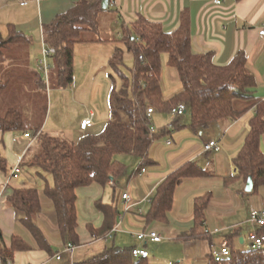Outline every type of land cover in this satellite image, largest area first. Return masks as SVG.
Instances as JSON below:
<instances>
[{"label":"crops","instance_id":"crops-1","mask_svg":"<svg viewBox=\"0 0 264 264\" xmlns=\"http://www.w3.org/2000/svg\"><path fill=\"white\" fill-rule=\"evenodd\" d=\"M26 1L27 4L22 5L21 0H0V38H7L12 27L26 37L33 47L43 49L46 27L80 6H94L98 10L96 29H86L82 34L87 30L101 33L98 20L102 19L106 25L105 37L88 40L81 38L75 47L74 66H77L78 57L79 61L96 60L100 62V66L95 73L100 75L103 74L104 64L108 62L111 77L113 71L110 62L116 50H124V59L126 53H130L123 43L125 30H129L143 17L160 24L165 32L173 33L180 27L183 15L186 14L190 19L194 54H213L215 64L228 66L239 53H245L247 66L255 76L257 87L253 100L235 103L237 111L246 112L242 118L218 122L205 130L191 127L190 114L182 117L178 124L163 115L165 123L161 126L156 123L159 139L151 148V162L141 167L142 161L129 155L135 159L137 169L130 172L127 168L124 176L112 179L108 185L113 191V198L107 204H113L118 211L115 231L109 238L96 239L89 232V226L98 229L103 225V216L97 210L96 203L99 200L104 202L97 187L104 188L93 184L79 189L78 220L80 212L85 217H82L83 226L79 222L78 227L82 245L76 247L73 254H65L62 261H57L55 256L64 251L67 243L61 234L55 204L45 192L48 186L54 187V178L22 165L21 173L13 175V169L23 161L37 141L30 145L29 141L21 138L23 133L4 134L0 131V152L8 163L5 172L0 170L2 243L7 249H11L13 240L19 239L29 247L27 251L14 254V264H80L108 247L132 250L140 245L138 234L150 231L158 232L163 241H148L143 245L150 253L149 259L143 260L146 264H160L164 262L162 256H168L165 261L168 264H210L213 259L212 250L218 248L221 242L227 241L231 252L240 250L241 246L248 243L249 234L253 231L248 224L250 214L254 209L264 210V185L256 191L254 184V191L247 192L248 181L240 176L235 160L246 143L251 120L256 113V104L264 102V0H220L219 5L215 0H108L107 7L103 6L106 0ZM135 64V58L130 68L124 62L123 71L127 73ZM175 72L180 80L178 72ZM74 78L72 91L83 85L80 74L77 73ZM109 108L105 114L92 111L87 117L82 116L79 128L81 122L92 113L94 125L87 131L80 129L79 133L83 136L93 134L89 131L91 128L111 122L114 116L110 102ZM156 111L158 110H155L153 118H156ZM171 123L174 124V129L168 130L167 126ZM70 126L74 128L73 125ZM60 128L65 130L64 127ZM58 130L53 129V132H59ZM43 132L46 133L44 128ZM50 135L61 138L53 133ZM16 136H19L17 141ZM210 140L220 144V151H205L204 146ZM261 150L264 153V136L261 139ZM192 164L203 174L184 179L176 189L172 208L162 218H151L153 201L159 187L177 171ZM20 188L39 190L41 211L36 216V225L51 250L39 246L23 223L25 214L8 204L9 198ZM126 193L132 200L129 212L125 211L126 201L123 195ZM205 197H209V200L204 222L198 225L196 204ZM206 230H219L220 233L209 236ZM110 238L113 239V246L108 243Z\"/></svg>","mask_w":264,"mask_h":264},{"label":"trees","instance_id":"trees-1","mask_svg":"<svg viewBox=\"0 0 264 264\" xmlns=\"http://www.w3.org/2000/svg\"><path fill=\"white\" fill-rule=\"evenodd\" d=\"M242 1V0H236ZM98 10L85 4L71 13L59 17L45 29L46 44L57 49L55 66L58 69V86L73 83L74 50L81 40L85 28L96 29ZM123 43L133 54L136 64L125 73L124 50L117 49L110 67L113 90L110 106L114 119L98 135L88 134L78 142L68 141L43 132V122L37 113L35 122L25 119L24 113L11 108L5 114L0 112V131L5 133L41 132L37 143L29 150L21 165L32 167L42 175L54 178L53 188L47 187L46 196L53 201L59 218L60 230L67 244L81 246L78 234V194L81 188L99 184L104 189L112 179L124 176L127 166L117 157L132 155L148 165L153 143L159 139L149 127L147 110L171 114L180 103L188 106L191 127L208 129L218 122L234 121L246 112L237 111V101L255 98L257 82L247 66L245 53H239L228 66H218L213 54H194L190 32V19L184 14L180 27L167 33L160 24L141 17L129 30L124 31ZM30 45V41L10 27L7 38H0V62L6 59L8 51L15 46ZM167 55L168 66L180 77L182 90L170 101H165L161 82L162 57ZM144 56V61L140 57ZM118 79L122 87L118 88ZM5 85L0 81V91ZM34 118V117H33ZM181 119V118H180ZM177 119L176 124L180 122ZM34 120V119H33ZM264 136V102L256 104V113L251 120V129L246 143L235 160L240 176L254 179L255 190L264 185V153L261 139ZM7 160L0 152V170H7ZM203 173L196 165L186 166L170 176L158 189L153 201L151 218H162L172 208L177 187L188 177H199ZM209 197L196 204V222L202 225ZM8 204L26 216L25 227L33 234L39 246L51 250L36 225V216L41 211V199L37 188H20L9 198ZM96 208L103 216V225L89 232L96 239H105L115 229L118 211L113 204L99 200ZM264 233V230H262ZM29 247L14 239L11 249L2 243L0 232V262L7 264L16 252L27 251ZM80 264H146L136 260L129 249L113 246ZM210 264H220L212 259ZM222 264H264V247L261 250L232 251Z\"/></svg>","mask_w":264,"mask_h":264},{"label":"rangeland","instance_id":"rangeland-1","mask_svg":"<svg viewBox=\"0 0 264 264\" xmlns=\"http://www.w3.org/2000/svg\"><path fill=\"white\" fill-rule=\"evenodd\" d=\"M98 23L101 26V33L87 30L81 35L82 40L98 38L99 36L105 37V24L102 19H99ZM81 28L88 29V27ZM86 45L89 44L86 43ZM42 50V47H33L31 44L15 46L8 51L6 59L0 62V81L5 85L4 91H0V112L5 114L9 109L15 108L22 111L25 119L31 122L36 121L39 112L40 120H42L43 128L47 134L53 133L63 139L78 142L83 136L82 133H79L80 128L78 126L82 116L87 117L88 113L92 111L105 114V111L108 112L110 109L109 97L113 89V81L110 77L111 70L108 62L104 64L103 74L99 75V73H95V70L100 66V62L91 59L88 62L79 61L78 57L77 66H74V75L80 74V78H83V85L72 91V84L58 86L59 75L55 66V57L51 59L52 69L49 80H45L44 72L40 70V60L43 57ZM124 62L127 67H132L134 56L126 53ZM118 80V88H121L123 84L120 79ZM161 82L163 97L167 101L173 99L182 90L177 73L168 66L167 55L162 57ZM163 115L173 120L170 114L156 111V118L152 117V123L156 127L165 123ZM70 125H73L74 128H71ZM106 125L96 126L89 131L93 135L101 134ZM60 127H64L65 130H61ZM53 129H59V132H53ZM117 159L124 163L130 172L138 167L135 159L129 155H121ZM97 188L99 192L101 191L104 203L112 202L113 191L110 186L105 189ZM79 217L80 226H83L82 217L84 216L81 212ZM108 243L113 246V239L110 238ZM236 247L240 246L236 245ZM240 250H250L249 244L246 243L241 246ZM167 257L162 256L164 262L160 264H168L165 262Z\"/></svg>","mask_w":264,"mask_h":264},{"label":"built area","instance_id":"built-area-1","mask_svg":"<svg viewBox=\"0 0 264 264\" xmlns=\"http://www.w3.org/2000/svg\"><path fill=\"white\" fill-rule=\"evenodd\" d=\"M215 3L219 5L221 4V1L215 0ZM21 4L26 5L27 1L21 0ZM57 52L58 51L56 48L50 47L46 43L43 45V50H42L43 57L40 60V70L44 72L45 80L47 81L49 80L50 70L52 69L51 59H53L57 55ZM140 60L144 61L145 60L144 56H141ZM187 112H188L187 104L180 103L177 107H175L171 111L170 115L172 116L173 122H175L177 119L185 117L187 115ZM154 113H155V109L152 107H149L147 110V117L149 119L150 132L153 135L157 133V128L152 123V117ZM93 125H94V114L92 113L87 119H84L81 122L80 129L81 131H87ZM167 128L168 130H173L174 124L173 123L170 124ZM40 135H41V132L37 134L28 132V133H23L21 135V138L29 141L30 145H33L39 139ZM18 138L19 136H16L15 141H17ZM204 149L207 152L220 151L221 147L217 141L210 140L208 143L205 144ZM21 163H22V160L13 169V175L21 173V169H20ZM143 172H145V170H143ZM123 198L126 201L125 211L129 212L131 209V201H132L131 197L128 193H126L123 195ZM248 224H250L253 228V231L249 234V238H248L249 248L250 250H261L264 247V233H262V230H264V210H261V209L252 210L250 214V218L248 220ZM206 233L209 236H213V235L220 233V231L215 230L214 232H211L209 230H206ZM111 234L108 235L107 238H109ZM137 239L140 245L137 247H134L131 250V253H132V256L138 261L147 260L150 257L149 251L143 247L144 244H147L148 241H151L153 243H161L163 241L162 236L156 231H150L148 233L147 232L139 233L137 236ZM75 250H76L75 246H73L72 244H67L66 247L64 248V251L59 252L55 256V259L57 261H62L63 256L65 254H73ZM231 253L232 252H231L228 242L223 241L220 243L218 248H213L211 255H212V258L215 260V262L222 264L224 261H226L231 256ZM7 264H14V262L13 260H9Z\"/></svg>","mask_w":264,"mask_h":264},{"label":"water","instance_id":"water-1","mask_svg":"<svg viewBox=\"0 0 264 264\" xmlns=\"http://www.w3.org/2000/svg\"><path fill=\"white\" fill-rule=\"evenodd\" d=\"M109 4V1L106 0L103 4L104 7H107V5ZM246 191L251 193L254 191V180H253V177L251 176L248 180V183H247V187H246Z\"/></svg>","mask_w":264,"mask_h":264}]
</instances>
